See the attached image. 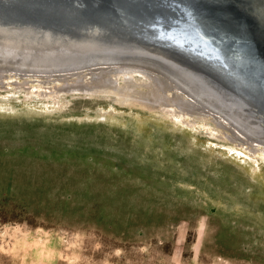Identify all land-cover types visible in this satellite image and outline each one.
<instances>
[{
	"label": "rangeland",
	"instance_id": "obj_1",
	"mask_svg": "<svg viewBox=\"0 0 264 264\" xmlns=\"http://www.w3.org/2000/svg\"><path fill=\"white\" fill-rule=\"evenodd\" d=\"M129 66L142 91V70L162 77L122 62L118 85ZM16 71L0 75V264H264V142L230 139L212 109Z\"/></svg>",
	"mask_w": 264,
	"mask_h": 264
},
{
	"label": "bare ground",
	"instance_id": "obj_2",
	"mask_svg": "<svg viewBox=\"0 0 264 264\" xmlns=\"http://www.w3.org/2000/svg\"><path fill=\"white\" fill-rule=\"evenodd\" d=\"M169 16L176 21L160 0H0V75L7 70H20L49 79L51 73L58 72L62 76L58 80L65 84L55 87L57 92L111 88L149 105L168 109L177 105L176 112L183 114L205 115L204 108L212 109L220 115L214 118L218 125L230 130V139L244 144L264 142L261 92L233 64L186 38L187 33L179 31ZM130 53L150 57L132 59L127 57ZM97 62L106 64L94 67L102 71L89 82L76 75L81 70L65 71L88 68ZM122 62L146 65L150 73L158 72L162 77L142 70L144 77L150 79L149 90L142 91L136 88L132 73L141 69L123 67L119 73H123L125 83L118 85L112 77L116 72L110 67ZM73 76L72 83L67 81ZM27 84L20 83L29 89ZM41 91L40 95L52 94V90L51 94ZM260 149L264 152V147Z\"/></svg>",
	"mask_w": 264,
	"mask_h": 264
},
{
	"label": "water",
	"instance_id": "obj_3",
	"mask_svg": "<svg viewBox=\"0 0 264 264\" xmlns=\"http://www.w3.org/2000/svg\"><path fill=\"white\" fill-rule=\"evenodd\" d=\"M160 1L174 15L176 21L169 16L171 23L187 33L186 38L244 72L247 82H253L264 96V0ZM142 55L127 57L143 60Z\"/></svg>",
	"mask_w": 264,
	"mask_h": 264
}]
</instances>
